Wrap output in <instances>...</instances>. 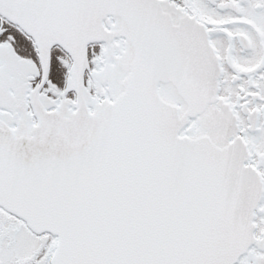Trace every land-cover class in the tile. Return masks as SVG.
I'll return each instance as SVG.
<instances>
[{"label":"snow or ice","instance_id":"snow-or-ice-1","mask_svg":"<svg viewBox=\"0 0 264 264\" xmlns=\"http://www.w3.org/2000/svg\"><path fill=\"white\" fill-rule=\"evenodd\" d=\"M0 264H264V0H0Z\"/></svg>","mask_w":264,"mask_h":264}]
</instances>
